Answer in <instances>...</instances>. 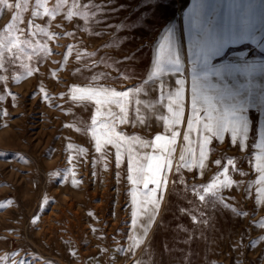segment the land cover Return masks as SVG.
<instances>
[{"label":"rangeland","instance_id":"1","mask_svg":"<svg viewBox=\"0 0 264 264\" xmlns=\"http://www.w3.org/2000/svg\"><path fill=\"white\" fill-rule=\"evenodd\" d=\"M85 2L66 0L57 7V0H45L46 7L55 9V19L35 18V23L49 35L37 32L31 37L27 22L33 19L31 12L36 9L35 0H29L28 10L21 13L24 22L17 21L11 35L31 39L32 43L17 52L20 59L15 65L10 60L12 54L4 51L5 67L0 69V75L7 79L0 80V95L4 96L0 109L7 115L0 116V204L5 205L0 208V264H16L25 253L28 257H39L35 264H264V229L258 226V221L264 219V205L255 202L259 179L256 157L262 154L255 145L260 143L264 127L257 111L252 112L250 138L244 149L231 145L227 135L223 143L215 140L210 145L208 167L203 175L197 169L176 172L190 115L186 37L184 116L178 128L181 135L173 168L167 172L162 192H157V197L163 195V199L152 227L145 235L140 224L146 218L141 214L135 235L142 242L132 247L127 238L133 233L127 153L117 167L115 148L108 146L103 155L95 152L90 132L95 103L72 101L71 89L106 86L123 91L144 87L149 96L134 94L129 105L130 122L118 123L117 130L148 141L156 134H165L163 123L155 120V116L168 115L167 110L155 102L143 81L152 71L154 45L163 29L170 26L183 33L190 0H167L162 9L142 4L141 0H118L126 9L109 12L107 24L111 28L104 24L97 26L95 22L102 0H87L88 8L81 6ZM116 3L113 0L112 7ZM39 11L43 13V8ZM78 12H87L89 19L77 15ZM69 13H73L71 19ZM9 22L8 11L0 9V40L4 45L10 38L5 31ZM122 22H135V27H118ZM17 27L24 30L23 34L15 31ZM95 31L102 35L96 36ZM43 44L47 45V52L41 48ZM254 51L257 55L264 54L261 50ZM129 56L133 58L124 59ZM101 58L103 63L99 67L91 70L85 67ZM13 96L17 98L13 100ZM136 99H147L154 107L136 105ZM136 107L141 108L139 114ZM137 115L146 117L148 123L140 125L136 122ZM193 138L195 141L196 136ZM68 144L73 145L72 149ZM138 151L143 154L152 149ZM228 158L234 159L237 168L247 175L240 176L230 167L229 175L243 186H234L224 195H234L235 200L229 203L250 215L237 218L230 210L221 209L210 227L200 222L201 202L179 181H187L188 189L192 184L208 183L222 171ZM215 159H221L220 168L212 163ZM73 179L79 183L73 185ZM192 215L197 219L192 220ZM245 229L242 250L234 252L229 247L231 240L240 239L239 234ZM16 252L19 256L13 255Z\"/></svg>","mask_w":264,"mask_h":264},{"label":"snow or ice","instance_id":"2","mask_svg":"<svg viewBox=\"0 0 264 264\" xmlns=\"http://www.w3.org/2000/svg\"><path fill=\"white\" fill-rule=\"evenodd\" d=\"M66 0H57V7ZM142 4H151L156 9H162L167 0H141ZM113 0H102L98 5L101 9L100 15L96 18V25L107 24L109 12L125 10L126 5L119 4L112 7ZM29 0H0V9L7 10L10 15V22L5 26V31L9 33L7 45L0 40V69L5 67L4 51L11 53V63L16 64L20 59L17 52H22L25 45H31V39H20L19 36H12L11 33L17 21L23 23L21 13L28 10ZM88 8L86 2L81 5ZM96 5H93L95 7ZM43 8V13L39 9ZM139 8V5L137 6ZM254 5L248 0H195L192 10L187 14L186 27L183 33L172 27H166L161 32L158 42L154 45V59L152 60V71L143 84L147 86L156 103L166 108L168 115H157L155 120L163 123L165 134H156L154 139L148 141L139 135H127L117 130V124H128L129 105L133 102L134 94L143 93L149 96V91L144 87H132L127 90L118 91L115 88L106 86L98 87H73L70 99L72 101H92L95 103V115L91 118V138L95 142V152L102 155L108 146L116 149V165L120 163L127 153V181L132 185L129 193L131 196V227L132 235L127 238L132 241V247L142 242L136 235L135 229L140 221L141 214L146 218V222L140 224L144 234L152 227L156 219V213L160 209V200L163 195L157 197V192L163 190L167 184V172L173 168V158L176 152L177 140L181 133L178 130L184 116L183 97L185 93V61L183 49L185 47L184 38H187V71L191 78V111L187 120V129L183 134L184 146L181 148L176 172L181 173V169L189 172L193 169L200 170L199 175H203V170L208 167L210 156V145L213 139L223 143L226 134L230 137V144L239 149L246 147L249 141L251 120L249 109H255L260 116H264V66L253 68L247 64L245 56L242 58L234 52L229 51L234 45L243 44L249 39L255 40L256 33H264V0H260L259 26L252 23ZM35 9L31 12L33 19L28 20V33L35 37L37 32L48 36L46 29L35 23V18L51 17L55 19V9L45 6V0H35ZM136 11V9H133ZM83 15L85 20L89 19L88 13H76ZM93 15H96L93 12ZM73 13H69L71 19ZM118 27L123 29L135 27V22L128 24L122 22ZM35 29V31H34ZM15 31L23 34L22 28H15ZM96 36H101L100 31H95ZM264 47V45H262ZM43 51L47 52V45H41ZM35 51V49H33ZM90 55H96L92 53ZM132 56L125 57V60L132 59ZM79 59V57H78ZM212 60L217 61L221 67L209 68ZM103 63L93 61L91 65L85 67L91 70L99 67ZM259 73L254 75V73ZM27 74L32 75L29 69ZM169 77H177L170 81ZM107 78V77H105ZM7 77L0 75V80ZM43 92V89L40 90ZM17 97L13 96L15 100ZM4 96L0 95V100ZM167 102V103H166ZM136 105H143L144 108H152L154 104L149 100L136 99ZM113 108L118 111H113ZM135 112H141L140 107L135 108ZM202 113V114H201ZM7 113L0 109V116ZM136 122L140 125L148 123V119L142 115H137ZM71 128L72 125H65ZM79 131V129H77ZM197 134L194 141L192 134ZM196 145L194 147L193 145ZM261 149L262 154L256 157L259 161L255 165V171L259 173V179L255 202L264 205V130L261 131L260 143L255 145ZM67 147L72 149L73 145ZM139 148H151V152L141 154ZM198 148V153H197ZM84 151V149H80ZM218 168L221 167V159L212 161ZM233 172H238L240 176L247 175L237 168L234 159L228 158L222 171H218L208 183L192 184L188 189L187 181L181 179L179 183L194 194L203 208L199 210L202 224L214 225V216L223 210H230L237 218L249 217L248 211H238L237 207L229 203L235 200L234 195H224L226 190L235 187H242V182L233 179L229 175V168ZM71 172V169H69ZM79 181L73 179L72 184L77 185ZM153 185L154 187H149ZM141 186L143 191H141ZM246 191L250 189H245ZM143 197L142 199L139 197ZM5 205L0 204V208ZM255 211V209H254ZM253 211V215H254ZM192 220L197 217L192 215ZM258 226L264 229V219L258 221ZM92 231H96L93 229ZM246 229L241 232L240 239H233L229 247L234 252L242 250V239L246 234ZM121 251H124L121 248ZM19 256V252L13 254ZM264 256V254H262ZM7 259V257H5ZM235 259V258H234ZM39 257H28L27 253L21 256L16 264H35ZM251 264V262H249ZM258 264V262H256Z\"/></svg>","mask_w":264,"mask_h":264},{"label":"crops","instance_id":"3","mask_svg":"<svg viewBox=\"0 0 264 264\" xmlns=\"http://www.w3.org/2000/svg\"><path fill=\"white\" fill-rule=\"evenodd\" d=\"M248 2H250L254 5L253 13H252V16L254 18L252 20V23L259 26L261 24L260 8H259L260 0H248ZM194 3H195V0H190L189 12L192 10ZM262 45H264V33L257 32L255 40L249 39L248 41H246L243 44L234 45V46H232L231 49H229V51L234 52V54H236L242 58L245 56V58L247 59L248 65L252 66L253 68L259 69V67L264 66V54L263 55H257V53H255L254 49L261 50L262 52H264V47H262ZM219 67H221V65H219L217 63V61H215V60H212L210 65H209V68H219ZM257 74H259V73L258 72L254 73V75H257ZM190 111H191V78H190ZM254 111H256V110L255 109H249V117H250L251 122H252V112H254ZM261 119L263 121L262 126L264 127V116H261ZM251 126H252V123L250 125V130H251ZM227 135L228 134H226V137H227ZM249 135H250V133H249ZM192 136L193 137L196 136L195 139H197V134L195 132L192 134ZM226 137H225V140H226ZM193 140H194V138H193ZM214 141H215V139H213V142ZM259 187H262V185L257 184L256 191ZM256 196H257V193H256Z\"/></svg>","mask_w":264,"mask_h":264}]
</instances>
